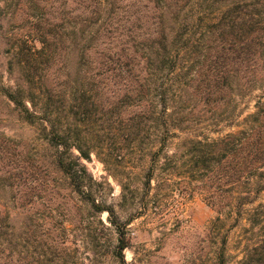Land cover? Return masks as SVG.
Instances as JSON below:
<instances>
[{
	"label": "trees",
	"instance_id": "16d2710c",
	"mask_svg": "<svg viewBox=\"0 0 264 264\" xmlns=\"http://www.w3.org/2000/svg\"><path fill=\"white\" fill-rule=\"evenodd\" d=\"M72 1L84 30L77 32L74 26L65 34L60 25L48 27L36 6L41 12L32 15L34 40L42 48L30 46L27 37L15 50L14 65L26 79L35 78L37 57L45 55L49 64L48 38L68 37L67 55L77 50L81 74L75 98L62 109L55 107L42 87L30 86L33 80H24L29 86L1 85L0 93L15 106L19 119L40 129L56 149L54 165L82 201L91 204L94 214H109L120 242L128 222L103 201L105 194L81 162L91 152L76 147L77 137L64 128L67 110L87 120L94 107L99 132L116 142L137 144L151 157L143 171L146 193L152 192L156 178L168 182L183 169L192 175L200 196L217 214L205 225L211 264H234V229L246 235L237 264H264V0ZM85 12L94 17H84ZM255 90L261 92L256 111L240 120L238 98ZM109 93L118 95L116 100L110 101ZM225 128L238 130L223 135ZM97 144L104 146L105 140ZM97 147L124 192L121 162L106 154L107 148ZM73 148L80 157L71 153ZM6 220L0 215V236Z\"/></svg>",
	"mask_w": 264,
	"mask_h": 264
},
{
	"label": "rangeland",
	"instance_id": "374dc122",
	"mask_svg": "<svg viewBox=\"0 0 264 264\" xmlns=\"http://www.w3.org/2000/svg\"><path fill=\"white\" fill-rule=\"evenodd\" d=\"M129 1L133 0H123L126 4ZM36 6L43 10L48 27L63 26L64 30L59 28L65 34L74 26L77 32L84 30L78 24L81 18L76 17L80 11L72 12L76 7L72 0H0V87L33 80L30 86L42 87L51 103L62 109L75 98L74 89L81 83L75 61L77 50L68 56V37L59 34L48 38L45 52L50 55L49 64L45 55H39L35 78L26 79L24 70L14 65L15 50L27 37L30 46L42 48L34 40L38 36L32 15L41 12ZM87 16L92 19L93 15L85 12ZM260 94L255 90L238 98L240 120L256 111ZM106 97L114 101L118 95L109 93ZM71 111H66L69 120L64 128L77 137L76 147L91 152L90 159L81 158V162L100 193L105 194L103 201L114 206L122 221L128 222L124 242L119 241L121 237L109 214H94L91 204L73 191L69 179L54 165L57 151L41 130L19 119L15 106L0 93V215L5 220L9 217L3 222L0 236V264H211L205 225L217 214L200 196L192 175L183 169L168 182L156 178L152 192L146 193L143 171L145 165L150 166L151 157L140 147L137 149V144L116 142L99 132L94 107L87 120ZM237 130L225 128L223 135ZM210 137L216 139L219 135ZM103 140L104 146L97 144ZM97 146L107 148L105 153L121 162L119 177L126 184L124 192L101 160L103 155L97 154ZM71 153L81 156L76 148ZM243 237V230H232V246L238 244L233 252L234 264L242 258ZM123 244L128 247L120 248Z\"/></svg>",
	"mask_w": 264,
	"mask_h": 264
}]
</instances>
